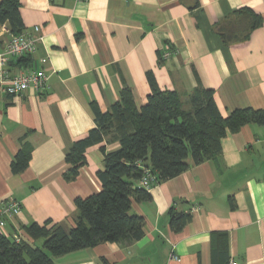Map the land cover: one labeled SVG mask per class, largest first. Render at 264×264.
<instances>
[{
  "label": "crops",
  "instance_id": "1",
  "mask_svg": "<svg viewBox=\"0 0 264 264\" xmlns=\"http://www.w3.org/2000/svg\"><path fill=\"white\" fill-rule=\"evenodd\" d=\"M243 9L263 23L249 32ZM20 11L25 31L43 39L28 62L9 68L37 65L50 79L44 92L14 96L0 87V203L16 200L22 208L5 223L6 235L28 239L24 227L48 219L76 225L75 199L102 189L101 146L114 150L119 142L90 146L73 181L64 178L65 155L96 127L92 102L106 112L128 87L144 105L149 72L184 102L199 87L212 89L224 116L264 108V0H21ZM6 28L0 24V51L11 37ZM23 147L31 159L15 174L11 162ZM149 190L150 200L132 203L145 219L141 239L76 250L54 264H213V249L225 243L229 264H264V125L228 132L219 165L191 163ZM171 208L191 214L180 231L170 226Z\"/></svg>",
  "mask_w": 264,
  "mask_h": 264
},
{
  "label": "trees",
  "instance_id": "2",
  "mask_svg": "<svg viewBox=\"0 0 264 264\" xmlns=\"http://www.w3.org/2000/svg\"><path fill=\"white\" fill-rule=\"evenodd\" d=\"M21 0H0V24L11 34L25 31L21 16ZM241 12L250 17L249 32L263 23V17L250 9ZM28 56V55H27ZM22 56L17 65L31 58ZM151 92L147 102L138 107L133 92L125 87L121 98L103 112L91 103L96 127L87 136L76 140L65 155L69 168L64 173L73 181L87 164L90 146L106 141L119 142V147L104 154V168L97 172L102 189L87 197H77L76 225L70 229L54 223L33 222L24 227L27 238L13 237L0 231V264H54L56 257L105 242L131 244L144 236L145 219L133 213V201L152 198L148 188L140 184L142 165L157 175L158 182L174 178L190 168L213 160L219 165L222 140L247 124L264 125V108H236L224 116L214 98V91L199 87L184 102L173 90H162L151 72ZM31 150H18L11 162V171L18 174L30 162ZM192 161V162H191ZM170 226L180 231L191 220V214L169 210ZM221 236V235H220ZM42 240V246L37 241ZM226 243L213 249V264H229Z\"/></svg>",
  "mask_w": 264,
  "mask_h": 264
},
{
  "label": "built area",
  "instance_id": "3",
  "mask_svg": "<svg viewBox=\"0 0 264 264\" xmlns=\"http://www.w3.org/2000/svg\"><path fill=\"white\" fill-rule=\"evenodd\" d=\"M80 1V0H76ZM39 26L34 27V32L38 33ZM6 31L10 33L11 37L5 45L4 49L0 51V87L9 94L18 96L28 89H33L37 92H44L49 88L50 75L46 72L44 67H20L16 72H12L9 68V63L17 60L22 56L34 54L37 50L38 41L43 39L42 35H34L32 32L23 31L20 34L13 35L7 27ZM169 53H166L168 55ZM49 57L45 56L40 59L42 65L48 63ZM143 175L140 179V184L148 189H151L158 182L157 175L153 173L151 168L147 165H142ZM21 204L16 200H9L0 203V231H3L5 223L14 216L21 213ZM19 239V237H18ZM172 258H178L176 254L172 253ZM231 264H237L232 261Z\"/></svg>",
  "mask_w": 264,
  "mask_h": 264
},
{
  "label": "rangeland",
  "instance_id": "4",
  "mask_svg": "<svg viewBox=\"0 0 264 264\" xmlns=\"http://www.w3.org/2000/svg\"><path fill=\"white\" fill-rule=\"evenodd\" d=\"M42 242H43V241H42V240H40V241H38V243H37V244H38L39 246H42Z\"/></svg>",
  "mask_w": 264,
  "mask_h": 264
}]
</instances>
